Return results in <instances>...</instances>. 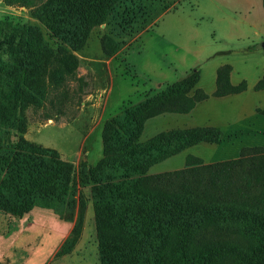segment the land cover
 <instances>
[{
    "label": "trees",
    "instance_id": "16d2710c",
    "mask_svg": "<svg viewBox=\"0 0 264 264\" xmlns=\"http://www.w3.org/2000/svg\"><path fill=\"white\" fill-rule=\"evenodd\" d=\"M8 1L30 7L59 41L50 44L38 25L0 19V73L22 83L21 113L46 100L44 76L58 86L74 73L79 60L73 51L94 26L107 22L120 36L148 25L159 10L154 0ZM113 43L102 38L106 53L117 50ZM231 71L230 64L218 67L215 96L247 90L245 79L232 83ZM199 80L194 70L106 124L104 157L87 174L94 182L102 264H264V146H244L238 157L213 162L188 154L182 168L149 173L196 144L222 142L224 131L215 125L140 140L151 117L189 113L209 97ZM254 89H264V74ZM20 120L15 145H0V206L23 216L38 199L63 202L74 167L55 148L25 138L23 115Z\"/></svg>",
    "mask_w": 264,
    "mask_h": 264
},
{
    "label": "rangeland",
    "instance_id": "374dc122",
    "mask_svg": "<svg viewBox=\"0 0 264 264\" xmlns=\"http://www.w3.org/2000/svg\"><path fill=\"white\" fill-rule=\"evenodd\" d=\"M154 2L157 15L137 30L117 36L107 22L94 26L85 45L73 51L79 60L74 73L58 86L44 76L46 100L29 105L23 113L22 83L0 73V145H15L23 115V136L55 148L74 167L63 202L38 199L23 216L0 206V264H102L94 182L87 174L104 157L105 126L194 70L200 71L197 87L209 97L189 113L151 117L140 140L197 125H219L223 140L196 144L153 165L149 173L182 168L188 154L213 162L238 157L244 146H264V114L258 112L264 109V91L254 89L264 74V0ZM5 18L38 25L57 47L59 41L30 7L0 0V19ZM102 38L114 41L117 50L106 53ZM224 64L232 65V83L245 79L247 90L213 94L217 69Z\"/></svg>",
    "mask_w": 264,
    "mask_h": 264
},
{
    "label": "crops",
    "instance_id": "0c3cea01",
    "mask_svg": "<svg viewBox=\"0 0 264 264\" xmlns=\"http://www.w3.org/2000/svg\"><path fill=\"white\" fill-rule=\"evenodd\" d=\"M231 72H232V71H231ZM216 76H217V75H216ZM231 79H232V73H231ZM214 91H215V90H214ZM214 91H213V92H214ZM263 91H264V89H263ZM213 92H212V93H213ZM197 126H200V125H197ZM215 126H219V125H215ZM219 127H220V126H219Z\"/></svg>",
    "mask_w": 264,
    "mask_h": 264
}]
</instances>
